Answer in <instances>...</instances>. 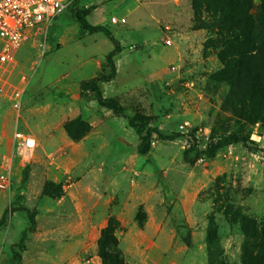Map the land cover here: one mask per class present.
Segmentation results:
<instances>
[{"label":"rangeland","instance_id":"1","mask_svg":"<svg viewBox=\"0 0 264 264\" xmlns=\"http://www.w3.org/2000/svg\"><path fill=\"white\" fill-rule=\"evenodd\" d=\"M91 6L88 20L101 12L120 46L111 78L114 43L73 15ZM229 35L200 0H70L0 63V264H243L247 241L264 234V108L217 75ZM94 80L123 114L98 104ZM134 115L150 130L144 154ZM17 130L32 150L16 146ZM231 132L251 148L183 159ZM23 207L35 224L19 250Z\"/></svg>","mask_w":264,"mask_h":264},{"label":"trees","instance_id":"2","mask_svg":"<svg viewBox=\"0 0 264 264\" xmlns=\"http://www.w3.org/2000/svg\"><path fill=\"white\" fill-rule=\"evenodd\" d=\"M195 1V0H194ZM204 2L207 11L217 14L218 25L229 31L230 35L225 39V47L219 51V58L224 63L223 68L217 73L218 77L230 82L232 86L239 84L241 93L246 96L253 108H264V0L255 6V12L251 10L254 7L252 0H200ZM95 8V6L87 7L83 10H74L73 15L76 19L81 32L95 33L102 32L111 42L114 43L113 48L106 55V64L110 68L107 77L111 78L115 73L113 56L120 51L111 32L101 24H91L87 20V15ZM88 88L95 92L96 100L99 105L110 109L114 113L123 114L124 108L120 103L111 97L103 98L101 96L99 86L96 81H91ZM213 107H210L212 113ZM128 124L134 127L136 132L141 134L138 144V151L142 154L149 149L150 130L144 128L145 120L143 116L134 115L127 118ZM145 130L144 134L142 131ZM180 135L173 133L172 135L158 134L159 138H173ZM232 143H241L247 148H251L247 138L236 133H228L219 137L213 144L207 146L203 150H196L191 156L189 153L195 149L194 145H190L183 152V159L189 163H193L200 158L201 155L207 157L214 156L218 148L223 145ZM28 217L29 225L25 227L18 242L15 244L20 249L24 248V240L27 230L32 229L35 224V212L29 208L23 207ZM6 210L0 217V227L5 223ZM247 219H245V222ZM112 222L109 221L105 232L112 229ZM245 230V233H248ZM253 230V235H258ZM257 239V238H256ZM242 253L243 264H264V234L261 233L257 240L247 241ZM16 259L20 258L19 252H13ZM105 263L109 262L108 256L103 254ZM112 264H121L119 259H115Z\"/></svg>","mask_w":264,"mask_h":264},{"label":"built area","instance_id":"3","mask_svg":"<svg viewBox=\"0 0 264 264\" xmlns=\"http://www.w3.org/2000/svg\"><path fill=\"white\" fill-rule=\"evenodd\" d=\"M70 0H0V63L14 58L16 50L30 39L33 32L44 28L53 17L69 4ZM123 17L111 16L113 24L124 23ZM166 43L170 41L165 40ZM14 142L19 149L32 150L35 138L27 132L15 131ZM9 178L0 176L5 187Z\"/></svg>","mask_w":264,"mask_h":264},{"label":"crops","instance_id":"4","mask_svg":"<svg viewBox=\"0 0 264 264\" xmlns=\"http://www.w3.org/2000/svg\"><path fill=\"white\" fill-rule=\"evenodd\" d=\"M96 10V8L95 9H93L88 15H87V20H88V17L89 16H91V14L94 12ZM96 12V11H95ZM93 16V15H92ZM100 19H101V12L99 13V14H96L94 17H93V20H91L93 23H91L89 20V22L91 23V24H97V23H99L98 21H100ZM97 22V23H96Z\"/></svg>","mask_w":264,"mask_h":264}]
</instances>
